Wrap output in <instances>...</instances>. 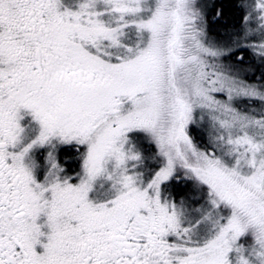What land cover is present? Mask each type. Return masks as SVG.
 <instances>
[{
  "label": "snow or ice",
  "instance_id": "snow-or-ice-1",
  "mask_svg": "<svg viewBox=\"0 0 264 264\" xmlns=\"http://www.w3.org/2000/svg\"><path fill=\"white\" fill-rule=\"evenodd\" d=\"M206 8L0 0V264H264V82L220 62L264 65V0L224 47Z\"/></svg>",
  "mask_w": 264,
  "mask_h": 264
},
{
  "label": "rangeland",
  "instance_id": "rangeland-1",
  "mask_svg": "<svg viewBox=\"0 0 264 264\" xmlns=\"http://www.w3.org/2000/svg\"><path fill=\"white\" fill-rule=\"evenodd\" d=\"M247 2H248V0H242L241 3L245 4ZM201 3L207 5V8L205 9L206 12L210 11L212 6H213L212 5L213 0H210V1L201 0ZM243 28H244L243 21L241 23V26L234 27L233 31H225V30L224 31H222V30L210 31V28H209L210 33L207 32V41L210 44H214V45H217L220 47H224V46L233 44L234 41H236L239 38L238 34L242 32ZM244 57H245V59L250 58V61H252L254 63L260 61L258 57L254 56L253 52L250 49L244 52ZM245 59H244V61H245ZM220 62L223 63L225 66L230 67L234 72H236L240 79L245 78L247 75H250L255 71L254 69H248L247 68L245 70H242V69L236 67L237 62L233 59V57L223 58ZM244 80L247 83H255V84H259L261 82H264L261 80V78L260 79H254V80H247V79H244ZM215 95H216L217 99H220V100H226L227 99L226 93H216ZM234 105L237 108H240L241 110H249V109L255 108L257 111H259V104L256 101H248L246 99H238V100L234 101ZM190 131H191V134L193 135V137L196 140L198 145H200L203 148H208L209 150H211V147L208 143V132H209L208 128L204 127L203 124H200V125L192 126ZM144 151H145L146 155L151 156L154 153L155 149H154V146L146 144L144 147ZM150 163H154V161L150 160ZM78 169H79V164H78L77 168H75V169L72 168L70 171H68V173L69 174H75V172L78 171ZM182 187H183L182 193H181V191H178L175 193L173 190H171L172 188L169 189V192L177 200H179L181 197L186 196L190 192V186L184 187L182 185ZM179 194H181V195H179Z\"/></svg>",
  "mask_w": 264,
  "mask_h": 264
},
{
  "label": "trees",
  "instance_id": "trees-1",
  "mask_svg": "<svg viewBox=\"0 0 264 264\" xmlns=\"http://www.w3.org/2000/svg\"><path fill=\"white\" fill-rule=\"evenodd\" d=\"M206 1H210V0H206ZM241 2L242 0H213L212 3L213 6L211 10L206 12L207 32L210 33V31H216V30L233 31L234 27L241 26L242 16L245 14V10L241 8L242 5ZM217 10L221 11L222 13L219 17H216L214 15L215 11ZM230 57H233V59L235 60L234 56H230ZM261 65L262 64L260 61L254 63L250 61V58H248L245 59L243 64L237 63L236 67L242 70H245L247 68L254 69L255 71L252 74L247 75L245 78H243V80L244 79L254 80V79H260L262 74H264V65L262 66ZM169 189L173 190L175 193L178 191H181L182 193L183 187L182 185L173 184L169 187Z\"/></svg>",
  "mask_w": 264,
  "mask_h": 264
},
{
  "label": "flooded vegetation",
  "instance_id": "flooded-vegetation-1",
  "mask_svg": "<svg viewBox=\"0 0 264 264\" xmlns=\"http://www.w3.org/2000/svg\"><path fill=\"white\" fill-rule=\"evenodd\" d=\"M60 160L67 171L72 168H77L79 164L78 154L73 150L62 151L60 154Z\"/></svg>",
  "mask_w": 264,
  "mask_h": 264
}]
</instances>
